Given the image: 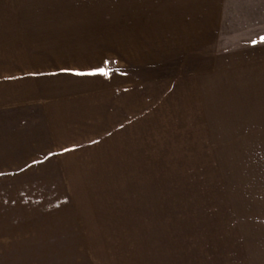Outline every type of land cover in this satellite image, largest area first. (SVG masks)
I'll list each match as a JSON object with an SVG mask.
<instances>
[{
  "label": "rangeland",
  "instance_id": "rangeland-1",
  "mask_svg": "<svg viewBox=\"0 0 264 264\" xmlns=\"http://www.w3.org/2000/svg\"><path fill=\"white\" fill-rule=\"evenodd\" d=\"M126 1L0 0V264H264V0Z\"/></svg>",
  "mask_w": 264,
  "mask_h": 264
},
{
  "label": "crops",
  "instance_id": "crops-1",
  "mask_svg": "<svg viewBox=\"0 0 264 264\" xmlns=\"http://www.w3.org/2000/svg\"><path fill=\"white\" fill-rule=\"evenodd\" d=\"M162 3L165 7H167L169 10H158L155 11L153 16L151 14H149L148 11L143 10L141 12L138 11L137 5H138V1L137 3H133V0H127L124 3V6L121 4V7H123L122 9H124V7H126V9L121 10L120 12H116L114 15L115 16H122V15H129L130 18L126 20V22H128L129 24H131L130 26V30H131V40H129V44H122L121 46H115L113 47V49L118 50L121 54L123 55H129L130 53H132L133 51H136L135 47H139L141 45L135 44V40H137V36L142 33V26H145L146 24V20H149L151 22H154V17H157V19H155V22H157V20L163 16L164 14H166L168 12L169 15H175L178 16V18H176L178 23H183V25H181V27H178L176 30L178 32H185L184 35L181 37L185 38H190L191 39H208L211 38L212 35H209L210 32H214L216 30V24H217V15L219 14V10L221 8V2L220 0H162ZM29 8V7H28ZM36 9V8H33ZM162 14V15H161ZM143 15L144 17H148L145 22L143 21ZM147 15V16H145ZM118 18H116L117 20ZM59 20V19H58ZM112 24H114L115 19H112ZM62 22V20H59V23ZM79 22V21H78ZM90 22V21H89ZM42 23H46V22H42ZM56 23V22H55ZM58 23V24H59ZM64 23L67 25V27L69 25H71V23L68 22L67 19L64 20ZM88 23V22H87ZM145 23V24H144ZM148 25V24H147ZM157 25V24H156ZM141 27L140 29H138L139 34H134L132 33V30L134 29V27ZM118 28V27H117ZM100 30V29H99ZM88 31V30H87ZM104 31V30H102ZM113 31L114 33L111 34V36L115 35L118 36L119 34H123V37L128 38L125 33L122 31V29H114V30H110ZM105 32V31H104ZM190 33H193V35H190ZM60 37H66L69 40L72 41H87V45L90 43L89 41H92L91 45L87 46V45H81L77 44L78 48L80 49H87L89 51L88 54H90L91 52L97 51L99 48H104L106 47V44H108V40L114 41L113 43H109L110 45H116L117 41L114 39H107V36H104V38H95L92 37L89 33L84 35H76L71 36L70 34H68V32H66L63 35H58ZM175 37H177V35H174ZM122 37V40H124V38ZM52 40L58 39V37L53 38L51 37ZM179 38V37H178ZM106 41L107 43H105V46H100L102 43L98 42V41ZM75 43V42H73ZM71 46H73L71 43H69ZM62 45V44H61ZM65 45V44H64ZM98 45V46H97ZM189 45L191 46H201V45H205L203 43H189ZM41 46V47H40ZM36 45L35 47L37 49H39V47L42 49V46H44V44L42 45ZM55 46V45H54ZM56 46H60V43H58ZM74 47V46H73ZM179 47V49H181V47L178 45H170L168 47L169 51H175L177 50ZM75 48V47H74ZM43 50V49H42ZM83 51H78V53H82Z\"/></svg>",
  "mask_w": 264,
  "mask_h": 264
}]
</instances>
